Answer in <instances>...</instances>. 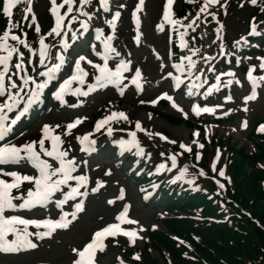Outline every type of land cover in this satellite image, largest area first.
Returning <instances> with one entry per match:
<instances>
[{
    "label": "rangeland",
    "instance_id": "obj_1",
    "mask_svg": "<svg viewBox=\"0 0 264 264\" xmlns=\"http://www.w3.org/2000/svg\"><path fill=\"white\" fill-rule=\"evenodd\" d=\"M166 1L168 2V0H142V2L141 0H104L103 6L105 7H103L102 0H86L83 4L80 0H72V10L68 11L64 0H56L57 5L60 6L58 11L62 21L57 32H52V28L56 27V18L50 11L52 0H0L3 2L1 7L5 6V3L9 5L7 13L9 16L0 29V36H3L6 30L9 31L6 40L7 47L15 48L19 52L18 47L20 46L24 52L27 51L25 59L32 61L33 66L30 70L33 69V73L45 70L46 67L53 64L57 51H61L64 58L62 63L59 61V71L61 72V82H65L74 74L76 61L83 53L96 64L99 61L98 55L105 50L109 51L114 58L111 61V66L114 69L119 65L120 58L127 62L130 61L132 72L139 69L148 84L140 93L136 92L132 85L131 89L126 85L114 87L111 82L98 85L95 83V78H92V84L86 88V86L79 85V80H74L73 89L66 97V104L61 102L63 98L48 97L42 105L38 106L37 111L40 112L38 117H35L38 112L34 115L27 114L25 118L36 119L26 120L27 127L4 145L14 144L19 147L22 144L33 143V147L39 149L38 141L43 138L45 148L49 149L50 139L48 137L60 135L64 152L70 155V159L76 160L77 170L73 176L86 178V183L82 184L80 193H87V198L84 201L83 212L77 217L75 215L74 224L71 222L74 220L71 214L75 212L74 205L80 201V198L73 203L69 202V206L60 208L56 207L54 199H52L51 203L32 211L31 214L23 213L30 219L49 218L55 220L60 218L61 211L64 213L69 211L70 213L66 217L69 221L68 227L55 231L48 237L50 239L44 236L37 238L34 229L31 231L30 238L35 241L36 247L30 251V254L18 259L3 257L6 264H35L38 262L73 264V261L78 258V252L74 255L72 249L82 243L81 241L88 240L93 231L115 221V215L121 209L122 204L117 198L119 192L126 194L124 202L131 203L132 218L143 226L144 240L139 241L135 248L129 245L123 237L107 241L103 245V250H99V264H114L121 257H125L127 260L132 256L129 254L130 249H135L138 253V257L135 258L141 259L142 254L147 251L145 247L149 241L148 230L152 227L163 230L161 222L167 214L162 213L163 207L159 205L160 195H157L150 205L142 202L139 184L133 179L134 174L146 177L149 174V178L163 176L162 182L152 184L156 189L166 183H177L183 185L182 187L188 185L190 188L196 189V193H200V195L210 194L211 189L199 180H194L198 176L193 170L195 167H193L191 151L196 149L201 151L205 141L207 140V144H209V141H212V138L217 134L228 140L230 144L244 146L249 152L256 151L253 144L255 138L252 137V134L254 131L264 133L262 127L259 131L257 130V126L264 123V79H261L264 77V69L260 68V63L264 62V39L263 42L252 39L250 27L256 26L257 36L264 35V7L259 6L256 9L258 1L262 4L264 0H216L215 3H207V0H173L174 26L167 24L161 32H158L156 25L162 20ZM188 1L197 6V9H192L193 17L191 14H187L184 18L178 19L176 15ZM137 5L140 7L137 8ZM32 6L35 19L29 13ZM205 6L206 10H202ZM114 16L116 17L115 21H113ZM85 21L90 23L92 29L89 36L80 37ZM37 27L39 32L36 30ZM97 27L104 31L105 37L99 40L102 45L95 48L91 42L94 40V29ZM174 28L178 37L174 43L177 46V43L183 44L179 52L183 57L180 63L184 64L188 73L185 74L184 88L180 93H174L167 78V74L174 71L172 61L176 57L175 52L171 50ZM12 35H15L17 40H13ZM241 37L244 39L241 40ZM41 39L47 46L43 63L40 59ZM183 39L186 40L185 43L182 41ZM25 42L27 47L23 45ZM149 44L158 47L157 50L162 58L155 59L150 50L149 52L146 50ZM254 49L257 50L256 53L249 54ZM222 50L226 51L224 56L220 53ZM207 55L208 57H206ZM88 59L82 61L83 68H89ZM249 68L255 70L257 79L255 85L248 84L245 77V72ZM33 73L31 71L29 75L33 76ZM196 73H201L202 76L193 81ZM92 74H97L95 67ZM134 76L136 73L133 74ZM90 87H94L96 91L91 93ZM192 88V94L188 95ZM253 88L255 89L254 98H250L253 95ZM209 89L213 92L209 93ZM160 93L173 96V101L164 99L156 106L151 107V101L162 95ZM22 100L20 99V101ZM117 102H119V107L125 111L131 110V107L143 111L149 109L155 115L158 113L157 111H160L186 117L191 121L194 120L189 110L191 102L216 105V112L195 118L197 127L187 128V134L181 133L177 129L180 128L179 126H184L183 124L172 126L157 115V120L148 123L139 120L143 127L137 129L136 126L134 127L136 118L129 115V118L116 120L112 123L113 137L106 135L104 131L98 133L96 131L95 137L98 140L99 152L89 158L81 156L78 153L79 136L87 129L95 130L97 123L105 116L106 110ZM17 112L18 110H12L8 114L9 118L15 116ZM223 117L228 119L224 125L219 126L215 119ZM45 124L49 126L47 134L43 130ZM69 124L74 126L69 128ZM133 131L137 134L135 151L140 156L134 160L129 156L116 158L115 141L129 137ZM161 133L167 135L165 139L160 137ZM187 137L190 138L189 142ZM181 144L185 146L182 153L177 151L178 145ZM173 152L179 159L176 166H173L169 162L170 160L168 161L169 154ZM41 155L43 156V154ZM127 155L125 154V157ZM197 155L199 156V152ZM222 158L223 152L218 153L214 163V159H212L211 167L214 166V174L225 176ZM47 159L54 163L53 158L47 157ZM119 161H121L120 164ZM142 162L144 164L141 167ZM161 165H163L162 168ZM0 168L5 171H19L22 175L34 174L33 168L22 163L7 164ZM202 168L207 170L201 165L198 166V170ZM0 179L10 180L11 177L0 174ZM26 183L28 188L29 186L35 187L34 180ZM78 183L76 180H71L67 186H61V192L58 191V194L52 198L62 199V193L69 191V186L76 187ZM92 189H96V191H92ZM21 190L17 194L21 195L28 189ZM26 194L27 192L24 197L27 196ZM21 200H18V203L22 202ZM202 211L203 208L199 204L175 213L183 215V219L188 223L206 222L207 219L200 217ZM13 213L16 212H8V214ZM250 216L253 217L252 220L257 226H262L259 219L254 218L253 215ZM191 235L197 242H202L199 235L194 232H191ZM185 240L186 247L190 250L186 255L192 257L191 253L196 252V245L186 237ZM259 240L262 242L261 239ZM37 243L39 247H37ZM148 251L153 258L162 262L165 259V256L162 257L159 254L160 251L157 252L154 249ZM166 258L169 262L171 261L168 255ZM127 262L130 264L129 260ZM172 264L177 263L173 261Z\"/></svg>",
    "mask_w": 264,
    "mask_h": 264
},
{
    "label": "snow or ice",
    "instance_id": "obj_2",
    "mask_svg": "<svg viewBox=\"0 0 264 264\" xmlns=\"http://www.w3.org/2000/svg\"><path fill=\"white\" fill-rule=\"evenodd\" d=\"M80 2L83 4L86 2V0H80ZM142 2V0H141ZM216 0H207V3H215ZM64 3L68 6V11L72 10V0H64ZM171 3V0H169V3L165 5V12H164V18L168 20L170 23H175V21L170 20V12H169V5ZM104 4V0H102V6ZM123 6V5H121ZM59 5H57L56 0H52V8L50 11L53 13V15L56 18V27L52 28V32H57L58 27L61 24L62 17L59 15ZM140 5H137V8H139ZM9 5L5 3L4 10L5 13H8ZM202 10H206L205 8H202ZM65 15H67V12H65ZM118 15V14H117ZM33 19L35 17L33 16ZM116 17H113V21H115ZM114 26V25H113ZM160 27L159 25L157 26ZM37 32H39V28L37 27ZM99 32L100 30L97 29ZM253 32H255V26L253 25ZM9 36V31H5L3 33V36H0V51H3L6 53V55L0 56V65H3V69L0 70V96H4L7 94V101H5L3 104H0V113L3 112L4 108H7L8 111H12V108L15 104L19 103L18 99H13V95L16 97L19 96V93H11L8 92V88H16L17 85L14 83H11V77H7L8 85L5 84V73L8 71L7 62L11 59L12 53L16 51L15 48L9 49L6 44V40ZM13 40H17V37L15 35H12L11 37ZM244 38L241 37V40ZM25 47H27V44H25ZM46 45L43 43V40L41 39V52H40V59L41 63H43L44 57H45V49ZM56 59L63 62V57L57 56ZM84 57H80L76 61V69L74 70L73 76H71L68 80H66L63 84L60 85V88L57 89L55 93H53L54 96H56L57 99H61V93L65 88H67L72 80H79L80 82H83L82 77L86 75L83 69L79 67L80 60H83ZM191 63V62H190ZM97 71H99L100 75L96 77L97 83L101 81L106 82H115L118 81L120 78V72L122 69H125V65L121 63L117 66L115 70H110L107 65L104 66L95 65L94 66ZM175 67V65H174ZM17 68H19V64H17ZM59 64L53 65L52 70H49L45 73H42L41 75H47L49 78H51V71L58 69ZM260 68L264 69V62L260 63ZM126 70V69H125ZM171 75V73H169ZM137 76H139V69H137ZM26 80H31L32 78L27 76L25 74ZM248 79L255 85V78L252 75V68H249L248 70ZM261 79H264V77H261ZM34 88H33V96H38V92L40 89H43L47 81L45 80L42 83L36 84L35 81H33ZM254 91L253 88V95L250 98H254ZM86 94V93H84ZM230 98V97H229ZM31 99V98H30ZM63 102V101H61ZM151 103H155V101H151ZM29 105L25 104L23 111H19L18 114L15 116V119H13L12 123L14 124L16 120L20 118L24 114L25 111H27ZM193 111L199 113L200 111H211L209 108H197L193 107ZM115 115V114H114ZM119 115L122 118L126 117L123 113H119ZM7 119L6 115L0 114V136L3 135L4 131L6 130L3 126V121ZM104 123H107V119L104 121ZM74 125L69 124L68 127L71 128ZM10 127V125L8 126ZM136 127L139 129L140 124L137 122ZM264 128V126H261ZM49 126L47 124L44 125V132L48 133ZM134 137V134H131ZM52 141V146L50 149L45 148V140L41 138L38 141L39 149L33 147V143H27L22 144L19 147L12 144V145H4L0 146V165L5 164H17L21 162V160H24L26 158V162L32 165V168L34 169V174L32 175H22L19 171H5L4 169L0 168V174H2L5 177H11V179H0V252H16L20 251L21 249H29V248H35L36 244H34L31 240L27 239L29 233H28V226L33 225L36 228L43 227L45 230L40 233H36L37 238H40L41 236H50L53 231H55L57 228H67L69 221L66 219L67 213H64L61 211L60 218L59 219H26L23 218L21 215L16 214H6V211H15L17 209H34L37 206L43 207L48 203V201L53 197V194L58 192L61 189V186L67 185L69 180H76L79 183L76 187L69 186V191L63 192V199H58L55 201L56 207L60 208L62 204L65 203L66 200L69 198H73L74 195H84L85 193L78 192V187L80 184L86 183V178L82 176H73L72 172L75 170V165L73 164L72 160L65 159L67 157V152L61 151L59 148V145L62 143L59 136L56 135H50L48 137ZM79 139V138H78ZM84 140H87V136L83 138ZM133 142H135L133 140ZM35 143V142H34ZM138 146V145H137ZM182 148L185 147L183 144L180 145ZM41 154L45 157H51L54 161L58 162L59 166H55L54 163H50L47 159H42ZM173 166H175V160L173 158ZM161 168L163 165L160 166ZM221 175L223 173L221 172ZM35 181V187L29 186L27 191V196L24 198L17 197L16 199L20 200L22 199V202L19 203H13V190L14 189H20V185L22 181ZM92 191H96V189H92ZM111 203V201H109ZM75 209L77 211L82 209V203H77L74 205ZM127 211V205H125V210L121 212L119 215H117L116 220L122 221L125 217V213ZM72 218L75 219V212L72 214ZM134 223V221H131ZM18 225H22L23 228L17 227ZM117 231H121L119 229L118 224H109L105 228L95 232L90 240L89 243L85 244L82 249L77 250L73 249V252H78V258L73 261V264H94L93 256L94 252L97 248L100 250H103V244L101 243V238L106 235H112L115 236ZM9 234H11V239H8ZM124 235H127L129 237H132L135 235L134 232H124Z\"/></svg>",
    "mask_w": 264,
    "mask_h": 264
},
{
    "label": "trees",
    "instance_id": "obj_3",
    "mask_svg": "<svg viewBox=\"0 0 264 264\" xmlns=\"http://www.w3.org/2000/svg\"><path fill=\"white\" fill-rule=\"evenodd\" d=\"M234 150V160L229 164L232 182L226 181V191L221 190L213 199L196 193L192 198L170 204L177 209L201 204L203 217L221 219L212 224L179 219L166 221L168 230L196 245V252L190 257L186 255L190 251L187 247L177 248L168 235L157 233L155 242L167 249L177 264H264V168L258 163L264 160V143L256 155ZM246 163L252 171L246 168ZM250 215L259 219L262 226H257ZM191 232L199 235L202 242H197ZM148 262L159 264L156 260Z\"/></svg>",
    "mask_w": 264,
    "mask_h": 264
},
{
    "label": "bare ground",
    "instance_id": "obj_4",
    "mask_svg": "<svg viewBox=\"0 0 264 264\" xmlns=\"http://www.w3.org/2000/svg\"><path fill=\"white\" fill-rule=\"evenodd\" d=\"M172 6H173V4L171 2V5L169 6L170 20L173 19ZM168 22H169L168 20H166L165 18H163L161 20V22L156 25V28H157L158 32H161L162 31V28H164L165 23H168ZM158 25L160 26L159 28L157 27ZM157 49H158L157 46H155L153 44H149V46H148V48L146 50H148V52L150 50V52L152 54H154L156 58H160V57L162 58V55L160 54L159 50H157ZM60 56H62V53H60ZM88 61H89V64L88 65H90V66L93 65V63L89 59H88ZM100 66H104V65H100ZM107 67H108V65H107ZM99 75H100V73L98 71V76ZM38 77H42V75L40 74V75H38ZM122 81H123V78H122V74L120 73L119 80L118 81H115V82H122ZM135 81H137V79ZM118 107H119L118 105H112L107 110V113L105 114V117H104L105 119L103 120V123L102 124L101 123H98L96 125V129H99V128H101V126L106 125L107 123H104V121L106 119H107V122H108V120H111V119H113L115 117L120 116L119 113H123L124 116L131 115L132 117H135L137 120L142 119L143 121H145V123H148V122L157 120V117L154 114H152L151 112H149V111L138 110L137 108H134V107H131V110H129V111H121ZM177 129L181 133H186V128H184V127L183 128H177ZM94 133H95L94 130H91L90 132L89 131H86L85 134H84V136H88V135L90 136V135H93ZM23 194L24 193H22L21 195H23ZM135 231H129V232H134L135 233ZM136 232H138V231H136Z\"/></svg>",
    "mask_w": 264,
    "mask_h": 264
}]
</instances>
